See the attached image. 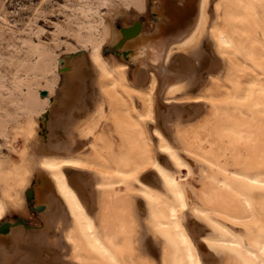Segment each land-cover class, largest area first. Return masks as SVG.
<instances>
[{"label":"bare ground","instance_id":"1","mask_svg":"<svg viewBox=\"0 0 264 264\" xmlns=\"http://www.w3.org/2000/svg\"><path fill=\"white\" fill-rule=\"evenodd\" d=\"M73 1L64 56L0 14L23 52L0 69V138L26 141L18 160L0 142V223L42 206L40 229L0 236V264H264V190L247 184L264 183V0H121L147 20L119 27L112 0ZM206 223L239 248L217 256Z\"/></svg>","mask_w":264,"mask_h":264},{"label":"rangeland","instance_id":"2","mask_svg":"<svg viewBox=\"0 0 264 264\" xmlns=\"http://www.w3.org/2000/svg\"><path fill=\"white\" fill-rule=\"evenodd\" d=\"M73 2V0H0V14L2 12H7L11 21L14 22L18 28L21 27L24 29L27 27L26 25H29L28 28L31 31L29 33H18L20 37L29 38L37 43L45 44L48 47L55 49V51L60 53L61 56H64L71 53V48H80L75 37L73 36V31L69 30L68 27V22L70 19L73 22H71L72 25H76L78 20L77 18L71 17L69 15L71 13L69 11L71 8L67 7V5H71ZM111 7H115L117 10H119V12L115 13L112 17L113 24L118 27L122 25L124 18H135L136 14L138 13L143 18H145V20H147L146 11L140 12L132 5H125L121 0H112L109 6L107 4L101 6V15L107 18ZM150 18L151 19L149 21L152 22L153 13H151ZM15 41L19 43L21 40H14L10 37L8 32H5L0 37V55L3 58V60L0 61V69L8 75H10L14 70V66L10 65L11 58L14 57L17 59V57L23 53L20 52L15 55V49L9 45V42L14 43ZM112 46V44L105 45V52H103V54L109 61L114 59L120 60L119 55L115 53L113 54L112 51H107V48ZM77 50V52H81V49ZM207 51L208 53L211 52L208 47ZM206 75L207 72L204 73V76ZM182 108L185 111L184 114L192 111V109L186 106H183ZM39 122L41 124V121ZM15 130V128H11L9 134V136L12 137L13 144L15 146L13 151L9 149L8 142H6L4 139L0 138V142L2 143L4 152L7 154L9 153L11 158L18 160L21 157L19 151L24 149L26 141L23 139V137L16 136ZM154 249V251H156V247ZM63 250L64 249H62L61 252H63Z\"/></svg>","mask_w":264,"mask_h":264},{"label":"snow or ice","instance_id":"3","mask_svg":"<svg viewBox=\"0 0 264 264\" xmlns=\"http://www.w3.org/2000/svg\"><path fill=\"white\" fill-rule=\"evenodd\" d=\"M155 136L159 137L160 133L156 132ZM170 139H173V142L176 144V146L178 147V149L182 152L183 151V147H182V142L179 141L178 138H174V137H169ZM157 151L160 153H168L169 155L167 156H162L161 157V164L163 165L164 168H172L173 164H172V158L170 155V149H161L159 147H157ZM45 167H51L46 165ZM58 167V165H57ZM76 167H79V165H76ZM185 167H187V165H185ZM193 167H195V165H193ZM153 168L155 169V172L150 173L149 175L151 177H153L152 180H148V177H146V181L153 183L156 187H160L162 191L167 192V188L164 187L161 183V179L163 176V172H161L160 168L157 167L156 165H153ZM157 173H159V175H157ZM241 179H246L244 177H241ZM247 184L251 185V186H258L261 190H264V183L261 182V180L256 179V178H252V179H247ZM189 196L195 199V193L192 192L191 189H187ZM181 207H184L183 202H182V198H181ZM200 206L203 207V202L200 201ZM173 219H175V211H173ZM190 216H195L196 218L199 219V217L202 215L200 213H196L195 211L189 213ZM206 227L210 228L211 231L208 233V235L215 241L214 244H207V241H205L206 246L209 249L215 250L216 255L219 257H223L225 255V253L227 252H234L236 249L239 248V243L236 240H232L229 241L228 240V236L230 235L229 233L224 232L223 229L217 230V227L210 224V223H206ZM184 243H187L186 238H182ZM262 252H264V248L261 249ZM249 255H251V253H249ZM188 258L191 260L192 256L189 252Z\"/></svg>","mask_w":264,"mask_h":264},{"label":"water","instance_id":"4","mask_svg":"<svg viewBox=\"0 0 264 264\" xmlns=\"http://www.w3.org/2000/svg\"><path fill=\"white\" fill-rule=\"evenodd\" d=\"M154 21H155V19H154ZM119 50L120 49L117 46V44L113 45L112 47L107 48V51H112L113 53H115L117 55L121 54V52H124V51H119ZM125 54H126V51H125ZM131 65H133V64L131 63ZM62 71H63V69H61V72ZM43 93L46 94L47 91H43ZM69 177L71 179V176H69ZM31 193H33V188H30L28 191V196L30 199H32V196H33ZM37 209L41 210L42 206H39L36 208L34 205H32V203L29 202V216L28 217H23L19 214H15L13 220L9 219V220H5L2 223H0V236L3 237L4 235H8L11 231L12 226L17 227L20 225H24V227L26 229H32V228L34 229V228L39 227L40 225H38L37 223L32 224V219L35 217V213H36Z\"/></svg>","mask_w":264,"mask_h":264}]
</instances>
